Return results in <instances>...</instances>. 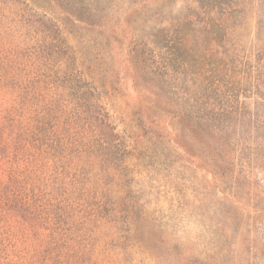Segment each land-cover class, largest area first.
Segmentation results:
<instances>
[{
	"label": "rangeland",
	"instance_id": "1",
	"mask_svg": "<svg viewBox=\"0 0 264 264\" xmlns=\"http://www.w3.org/2000/svg\"><path fill=\"white\" fill-rule=\"evenodd\" d=\"M0 102L70 144V264H264V0H0Z\"/></svg>",
	"mask_w": 264,
	"mask_h": 264
},
{
	"label": "trees",
	"instance_id": "2",
	"mask_svg": "<svg viewBox=\"0 0 264 264\" xmlns=\"http://www.w3.org/2000/svg\"><path fill=\"white\" fill-rule=\"evenodd\" d=\"M33 108L0 102V230L6 245L24 247L18 250V264H70V205L62 193L68 187L63 166H69L70 144L55 137L46 118ZM223 122L214 118L206 123L212 133L200 153L216 170L211 176L222 179L227 174L221 167L234 165L239 158L229 155L233 142L230 145ZM104 140L100 147H109Z\"/></svg>",
	"mask_w": 264,
	"mask_h": 264
}]
</instances>
